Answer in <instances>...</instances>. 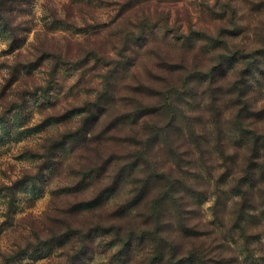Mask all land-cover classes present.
Here are the masks:
<instances>
[{"label": "rangeland", "instance_id": "1", "mask_svg": "<svg viewBox=\"0 0 264 264\" xmlns=\"http://www.w3.org/2000/svg\"><path fill=\"white\" fill-rule=\"evenodd\" d=\"M127 1L16 0L9 14L12 29L0 25V264H143L162 247L174 249V243L180 256L201 248L211 264H264L261 205L244 235L235 226L242 197L236 186L251 149L233 121L231 95L221 93L220 132L206 80L182 89L173 143L163 142L164 132L153 140L148 126L166 127V115H126L141 102L161 100L153 93L162 84L155 78L163 72L160 55L177 61L183 56L188 69L205 70L217 58L210 35L227 40V55L260 49L264 0ZM156 7L170 11L169 27L166 16L158 15L156 31L134 39L126 51L132 65L121 64L107 81L124 43L117 32L133 28L143 13L155 15ZM124 10L126 17H119ZM119 23L126 24L117 28ZM174 30L191 40L178 39ZM91 49L103 51L108 61L88 57L76 63ZM240 56L227 62L225 87L240 75ZM252 72L248 91L257 111L250 120L264 127V64ZM108 126L114 128L101 147L93 133H85ZM74 131L60 147L63 136ZM134 136L138 143L131 141ZM143 146L146 157L134 166ZM107 157L113 158L108 169L92 172ZM127 162V173L121 172ZM156 169L177 179L181 205L168 199L150 217L149 202L163 181L140 202L132 200L139 179ZM262 187L253 188L255 197L264 194ZM101 223L105 230H97ZM114 225L127 234L134 229L136 239L120 242L110 231Z\"/></svg>", "mask_w": 264, "mask_h": 264}, {"label": "trees", "instance_id": "2", "mask_svg": "<svg viewBox=\"0 0 264 264\" xmlns=\"http://www.w3.org/2000/svg\"><path fill=\"white\" fill-rule=\"evenodd\" d=\"M128 0L127 2H129ZM132 1V0H131ZM16 0H0V25H2L5 29L10 28L12 29V25L10 23V11L14 8V3ZM128 3L126 4V6ZM123 9V8H122ZM155 15H152L150 12L149 14L143 13V18L140 20V18L137 20L138 23L133 25V28L130 29H124L119 32H117L118 36L121 37V40L123 45L120 44L119 51L117 52V57L113 59L115 61V68L109 71L105 75L106 80L108 81L111 77L112 73H116L119 70V67L121 64H124L126 66H131L133 61L130 54H127L126 51L131 49L132 41L136 39L137 41H140L142 39H146L149 35L148 32L154 33L156 29L159 27L160 24H158V21L154 23V20L158 17V15L166 16L164 18L166 27H169L168 24V18L170 17V11L166 9H161L159 7H156L154 9ZM144 12V11H143ZM127 13V10L122 11V13L119 15V17H126L125 14ZM160 22V21H159ZM145 23V26L143 25ZM126 23H119L117 28L120 27V25H124ZM148 25V26H147ZM174 33L176 34V30H174ZM177 38L184 41H190L191 39L189 37L178 36ZM210 35L208 40L210 39V42H212L215 47L217 48V58L213 62L214 64L210 66L207 69H188V65L186 62H183V56L179 58L180 61H177L171 54H167L166 56L162 57L159 56L160 64L159 66L162 67V74L155 77L158 79L157 81H162V84L160 87L155 88L153 90L154 95L159 96L161 98L160 101H153L152 103H144L141 102L140 105L136 106V109L129 114H126L127 116L135 115L137 117H144V116H160L161 114L167 116V126L169 127L166 130V127H154L152 124H148L150 126L154 136L153 140L163 138L164 136L161 135L162 132H164V140L163 142H167L169 139L170 142L173 143L174 141V134L173 129L178 127V124L180 123L179 119V108L181 103L179 102V96L181 95V90L186 89L194 82L195 79H205L208 83V89H209V95H210V102H209V110L211 114L213 115V121L216 123L217 130L221 131V128L219 127L220 121V101L222 100L221 93H228L231 95V98L233 99V103L235 105L236 111L233 113V121L235 123V126L237 129H239L240 134L244 136V144L249 147V150L251 149V154L248 156L247 164L245 166V169H243V174L241 176V179L239 180V183L237 184L236 188L241 193V201H240V207H239V216L237 218L238 225L235 224L240 230L242 231L244 235V231L246 229V226L248 223L252 220V218L256 215V210L260 206V211L262 210V213H264V194L261 196L255 197V193L253 191V188H263L264 185V127L260 126L258 122L255 120H250L251 114H255L257 109L256 103L254 97L250 94L249 87L252 84V76L253 69L256 67H259L264 64V38L261 44L260 49H256L253 52H245V49H239L237 53H233L232 55H227L225 52V46L227 44V40H223L222 36L220 39L216 38V36ZM224 37V36H223ZM223 43V44H222ZM215 48V49H216ZM103 51H99L96 49L89 50L85 56L76 61V63H81L83 60L86 61L88 57L93 58L94 61L97 62H107L108 56L106 54L102 53ZM239 55L242 58V69L240 71V75L237 79L234 81L231 80L226 83V85L230 84L229 87H225V79H228L227 73V62L232 58H236ZM55 59L58 61L61 60L60 55H55ZM120 59H117L119 58ZM111 58V57H110ZM248 58H250L248 60ZM112 59V58H111ZM64 65L72 64L73 61L71 60H64ZM105 62V63H106ZM63 62H61L62 64ZM113 64V65H114ZM194 66V65H193ZM190 73V74H187ZM181 72L180 79L177 77L178 73ZM185 72V75L182 74ZM239 74V70H238ZM222 80V81H221ZM220 93V94H219ZM211 106V108H210ZM86 111H89L87 109ZM99 118V117H97ZM86 127V125L84 126ZM91 127V126H90ZM88 128L87 132L86 128H83V131L85 133H93L95 135V139L93 143L97 146L101 147V144H103L105 141L109 139L108 136H106L111 129L114 128V126H108L104 127L103 131L100 133L95 132V128ZM171 128V129H170ZM77 132H70L65 134L63 138L61 139L60 147H63L66 143V138L74 137ZM85 134V136L87 135ZM139 134V133H138ZM111 137V136H110ZM220 137V136H219ZM151 138V137H149ZM139 139L136 136H134L131 141L134 143L136 140ZM220 139V138H219ZM142 142V141H141ZM160 146L162 141L159 142ZM144 147V146H143ZM145 147H149V145H146ZM145 147L142 151L137 152L134 154L136 156V161L132 162L131 164H135L134 166H138L139 163L142 160V157H146L145 155ZM199 147V146H198ZM172 155L176 154V151L172 148L171 149ZM102 161L98 166H94L92 168V172H94L96 169H104L107 170L109 165L113 162V158L110 157L107 158H101ZM148 159V158H146ZM179 160H181L179 156ZM115 161V159H114ZM125 166V167H124ZM128 162L123 165V169L121 172L127 173L126 169H128ZM47 169V168H46ZM45 172V170H44ZM43 172V174H44ZM129 175L133 174V170L129 171ZM91 173V172H90ZM42 174V175H43ZM139 184L136 186L135 190V197L132 200V203L140 202L143 200L144 196L147 194L149 195L152 193V190L154 187H156L160 181H163L165 183V186L162 190H160L158 196L154 199H151L149 202V211L150 217L157 216L159 214L158 207L163 201H166L168 199H172L174 202V205L180 206L181 203L179 202V195L176 194L177 191L175 189V185L177 183V179L175 177H171L170 175L164 173L162 170H153L145 172L143 177L139 179ZM167 181V183L165 182ZM262 193L264 190H260ZM263 206V207H262ZM262 208V209H261ZM259 211V212H260ZM123 212L119 213V215H122ZM101 223L97 230H105V227L102 226ZM110 231L114 233L116 238L120 240L122 243L130 244L131 241H134L137 235L135 230H128V234L126 232H122L124 229L123 226H111ZM71 232H69L67 235H70ZM174 249L168 248L167 246L162 247V249L157 253L155 252L153 256L147 257L145 262L143 264H187V263H198V264H211V260H207L203 255L204 251L201 248H192L188 254L191 253L190 256L185 255H178L175 253V250L178 246L174 243L172 245ZM173 249V250H172ZM157 253V254H156ZM129 254L127 251L126 256ZM188 257V258H187ZM216 262V261H215Z\"/></svg>", "mask_w": 264, "mask_h": 264}]
</instances>
